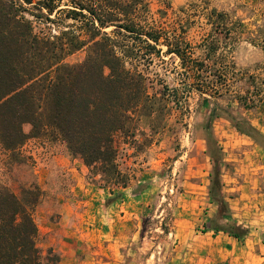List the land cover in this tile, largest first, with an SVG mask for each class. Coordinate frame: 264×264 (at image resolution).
Wrapping results in <instances>:
<instances>
[{"label":"rangeland","instance_id":"rangeland-1","mask_svg":"<svg viewBox=\"0 0 264 264\" xmlns=\"http://www.w3.org/2000/svg\"><path fill=\"white\" fill-rule=\"evenodd\" d=\"M141 1L137 19L141 26L186 46L197 60L205 58V45L211 42L214 55L210 62L204 61L215 62L218 73L208 77V86L200 87L181 72L173 54L139 66L148 92L166 97L152 117L135 122L133 137H115L116 163L129 178L125 188L109 191L96 181L93 184L86 167L77 163V170H84L82 189L70 177H61L59 170H49L45 177L40 167L48 155L53 159L68 154L70 161L81 162L49 136L27 139L14 155L0 146V185L18 197L24 189L39 190L32 210L35 244L48 264H227L221 261L227 255L214 242L217 233L203 232L216 205L207 196L213 163L200 124L216 106L255 124L264 135V0ZM55 17L51 24L31 20L37 29L51 34L69 26L77 29L64 15ZM160 48L166 50L164 45ZM85 55L82 49L64 61L80 63ZM173 88L177 90L171 95ZM239 95L253 105L245 109L237 101ZM22 130L28 133L30 126L25 124ZM211 130L220 149L221 160L214 163L221 172L223 194L229 206H235L231 200L244 192L239 189L243 171L264 163V137L253 133L258 141L254 142L224 118L214 119ZM259 221L261 229L242 241L250 237L264 243V219ZM255 253L264 257L259 249ZM241 264H264V260L253 256Z\"/></svg>","mask_w":264,"mask_h":264},{"label":"trees","instance_id":"trees-1","mask_svg":"<svg viewBox=\"0 0 264 264\" xmlns=\"http://www.w3.org/2000/svg\"><path fill=\"white\" fill-rule=\"evenodd\" d=\"M141 9V0H0L3 150L14 155L27 139L49 136L81 160L93 184L96 181L109 191L127 186L129 178L116 163L115 137H133L135 122L140 117H152L160 99L166 97V93L157 96L148 92L147 78L139 66L143 62L148 66L154 59L163 61L162 54H173L180 61L181 72L200 87L208 86V77L218 73L215 62L208 65L204 61L210 62L214 55L211 42L205 45V58L197 60L186 46L173 44L159 32L141 26L137 21ZM61 14L77 29L69 26L51 34L37 29L31 20L51 24ZM109 27L113 29L106 32ZM161 45L166 47L164 52ZM82 49H86L82 62L64 61ZM176 90L173 88L171 95ZM237 101L245 109L253 105L247 96L239 95ZM217 118L226 119L254 142L258 141L253 133L264 135L246 120L226 110L220 112L216 106L200 124L213 163L207 196L216 205L203 232H221L242 241L247 229L230 220L221 172L214 163L221 160L211 130ZM25 124L30 126L28 133L22 130ZM38 196L36 186L24 189L18 197L0 185V264H48L35 244L37 227L32 210Z\"/></svg>","mask_w":264,"mask_h":264},{"label":"crops","instance_id":"crops-1","mask_svg":"<svg viewBox=\"0 0 264 264\" xmlns=\"http://www.w3.org/2000/svg\"><path fill=\"white\" fill-rule=\"evenodd\" d=\"M251 126L258 131V127H256L255 124L252 123ZM260 133L263 134L262 131H260ZM256 156L258 157V155ZM68 157V154L67 157L57 155L52 157L53 159H50L48 155V159H44L42 166L40 167V173L43 174L42 172H44V175L46 177L49 173V170H59L61 171V177H70V179H73V181L77 182L75 183V187L82 189V187L80 186V177H82L81 173H83L84 170L80 168L78 171L74 165L77 163V167H82L83 164L77 159H73V161H70V158ZM259 157H261L262 159L263 156ZM243 173V183L239 185V189L243 190L244 192L241 193L238 198L231 200L235 201V206H229L226 198H224L228 204L232 218L238 217V220L233 221L237 225H240L243 228L247 229V234L251 235L261 229L260 225L262 223L260 224L259 220L264 219L263 160L261 162H256L251 168L243 171ZM73 190L74 188H72V191ZM252 218L254 219L253 221L250 220ZM214 235V242L219 246V251L222 254L227 255L223 256L221 260L222 262H227V264H241L245 262L246 259L253 258V256L264 260V257L257 256L255 253V249H259L261 253H264V243L254 241L253 238L250 237L245 241H238L221 232Z\"/></svg>","mask_w":264,"mask_h":264}]
</instances>
